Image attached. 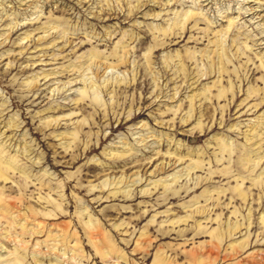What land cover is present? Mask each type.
Returning a JSON list of instances; mask_svg holds the SVG:
<instances>
[{"label": "rangeland", "instance_id": "rangeland-1", "mask_svg": "<svg viewBox=\"0 0 264 264\" xmlns=\"http://www.w3.org/2000/svg\"><path fill=\"white\" fill-rule=\"evenodd\" d=\"M0 264H264V0H0Z\"/></svg>", "mask_w": 264, "mask_h": 264}]
</instances>
